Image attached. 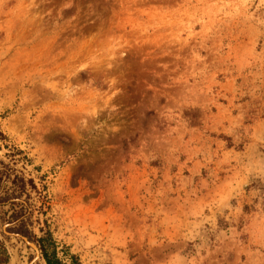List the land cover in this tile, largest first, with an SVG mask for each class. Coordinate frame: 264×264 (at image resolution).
I'll list each match as a JSON object with an SVG mask.
<instances>
[{
    "label": "rangeland",
    "instance_id": "374dc122",
    "mask_svg": "<svg viewBox=\"0 0 264 264\" xmlns=\"http://www.w3.org/2000/svg\"><path fill=\"white\" fill-rule=\"evenodd\" d=\"M0 202V264H264V0H0Z\"/></svg>",
    "mask_w": 264,
    "mask_h": 264
},
{
    "label": "trees",
    "instance_id": "16d2710c",
    "mask_svg": "<svg viewBox=\"0 0 264 264\" xmlns=\"http://www.w3.org/2000/svg\"><path fill=\"white\" fill-rule=\"evenodd\" d=\"M40 250L45 264H63V262L57 257L54 249L49 251L44 246H40ZM5 261L6 260L0 258V263H4Z\"/></svg>",
    "mask_w": 264,
    "mask_h": 264
},
{
    "label": "water",
    "instance_id": "95a60500",
    "mask_svg": "<svg viewBox=\"0 0 264 264\" xmlns=\"http://www.w3.org/2000/svg\"><path fill=\"white\" fill-rule=\"evenodd\" d=\"M23 241L24 242H26V240L25 239H23ZM34 250H35V252L38 254V252H37V249H36V247L35 246H33V245H30Z\"/></svg>",
    "mask_w": 264,
    "mask_h": 264
}]
</instances>
